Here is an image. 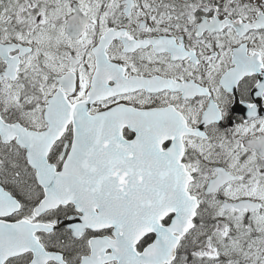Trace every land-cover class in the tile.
Returning <instances> with one entry per match:
<instances>
[{
    "label": "snow or ice",
    "instance_id": "6c2138e0",
    "mask_svg": "<svg viewBox=\"0 0 264 264\" xmlns=\"http://www.w3.org/2000/svg\"><path fill=\"white\" fill-rule=\"evenodd\" d=\"M0 264H264V0H0Z\"/></svg>",
    "mask_w": 264,
    "mask_h": 264
}]
</instances>
